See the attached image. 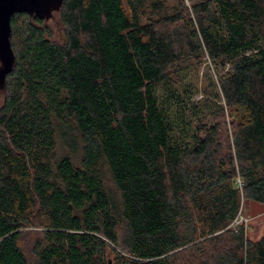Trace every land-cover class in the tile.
<instances>
[{"label":"trees","instance_id":"1","mask_svg":"<svg viewBox=\"0 0 264 264\" xmlns=\"http://www.w3.org/2000/svg\"><path fill=\"white\" fill-rule=\"evenodd\" d=\"M56 13L62 43L45 19H11L0 264H264V234L230 228L264 205V0H64Z\"/></svg>","mask_w":264,"mask_h":264},{"label":"rangeland","instance_id":"2","mask_svg":"<svg viewBox=\"0 0 264 264\" xmlns=\"http://www.w3.org/2000/svg\"><path fill=\"white\" fill-rule=\"evenodd\" d=\"M169 5L176 4L177 0H167ZM46 25L50 28L52 38L56 42L62 43L64 41V29L62 27L60 17L57 13H54L53 17L46 22ZM188 71H192L195 82L198 83L200 89L205 87V73L207 67L203 60L201 62L193 60L188 64ZM212 77L214 80L217 79V75L212 71ZM203 97L202 93L195 95L193 98L194 102H197ZM3 97H0V106L2 105ZM241 226L246 229L247 235L253 241L259 240L264 234V205L248 202L243 205L241 213L238 215L235 222L230 228L237 231ZM42 230L40 227H29L24 229L21 246L29 258L33 255V249L38 242L40 235L39 231Z\"/></svg>","mask_w":264,"mask_h":264},{"label":"water","instance_id":"3","mask_svg":"<svg viewBox=\"0 0 264 264\" xmlns=\"http://www.w3.org/2000/svg\"><path fill=\"white\" fill-rule=\"evenodd\" d=\"M64 0H0V89L15 65V54L11 44V19L16 13H27L31 17L50 20L63 6Z\"/></svg>","mask_w":264,"mask_h":264}]
</instances>
